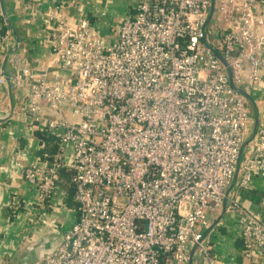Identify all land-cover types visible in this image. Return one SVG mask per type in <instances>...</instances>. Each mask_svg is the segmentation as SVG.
I'll use <instances>...</instances> for the list:
<instances>
[{"label": "built area", "instance_id": "2783aa9c", "mask_svg": "<svg viewBox=\"0 0 264 264\" xmlns=\"http://www.w3.org/2000/svg\"><path fill=\"white\" fill-rule=\"evenodd\" d=\"M62 1L54 14L44 12L57 23L52 68L37 70L19 56L10 79L25 96L21 120L57 139L50 159L24 165V179L46 205L59 192L60 170L70 169L77 212L53 249L23 264L187 262L209 214L222 208L252 121L203 35L235 85L258 90L264 0H215L205 27L210 0H137L111 40L85 13L63 17ZM246 148L226 212L236 217L242 255L253 262L264 249V216L246 207L239 188L254 176L264 181L260 105ZM197 249L204 264H221L205 239Z\"/></svg>", "mask_w": 264, "mask_h": 264}, {"label": "crops", "instance_id": "0c3cea01", "mask_svg": "<svg viewBox=\"0 0 264 264\" xmlns=\"http://www.w3.org/2000/svg\"><path fill=\"white\" fill-rule=\"evenodd\" d=\"M29 2L40 11H31ZM61 2L63 1L3 0L5 10L20 37L17 52L19 56L26 57L28 63L37 70L52 68L50 48L57 23L44 12L54 14ZM125 2L126 0H65L61 14L69 20H75L80 13H85L103 36L111 40L116 35L119 21L136 10L137 0H132L127 8L129 11L117 16L116 8ZM107 6L116 11L110 14L111 19L104 20V15L108 13ZM2 23L5 24L4 19L0 18V27ZM3 33L4 37L0 38V74L6 52L13 44L9 28ZM13 63L14 57L9 55L5 69L10 74L16 69ZM249 91L254 98H261L257 104L263 108L264 75L259 89ZM24 102L23 92L12 87L10 94L8 87L0 83V264L28 263L32 256L39 257L53 249L61 240L63 232L74 222L77 212L75 189L71 183L65 186L59 182L58 194L46 205H40L37 202L36 188L23 177L24 165L40 157L38 151L42 146L37 133L38 129L41 130L40 124L24 122L20 118ZM247 191H253L250 196L253 194L258 199L256 203L248 196H241L246 207L253 212L259 211L264 216V181L259 176H254ZM219 213L220 211L209 214L210 223L218 218ZM205 240L221 264H264V249L259 250L257 259L253 262L243 257L240 226L236 217L229 212H224L209 230ZM166 264L189 263H175L168 259ZM193 264H204L199 249H196Z\"/></svg>", "mask_w": 264, "mask_h": 264}, {"label": "water", "instance_id": "95a60500", "mask_svg": "<svg viewBox=\"0 0 264 264\" xmlns=\"http://www.w3.org/2000/svg\"><path fill=\"white\" fill-rule=\"evenodd\" d=\"M214 4H215V0H210V6L208 9V14L206 17V20L204 22L203 27L206 26V24L208 23V21L210 20L213 10H214ZM0 11H1V15L4 19L5 24L8 26L11 34L13 35V44L10 47L9 50H7L5 58L3 60L2 66H1V73L4 75L5 77V85L8 87V90L11 94V88H12V84H11V79H10V72H8L5 69V63L6 60L8 58L9 55H12L14 57V66L17 68L20 62L19 59V53L17 52V48H18V44L20 42V37L18 34V31L14 28L6 10L3 4V0H0ZM203 40L204 42L213 50V52L215 53V55L224 63V65L226 66V70H227V74H228V81H229V85L233 90L238 91L241 95H243L248 103V106L250 108V112H251V117H252V121L251 123L248 125L247 127V135L241 145L240 151H239V155H238V159L236 162V166H235V171L233 174V178L229 184V186L226 188L225 191V195L223 197V201H222V208L220 210L219 216L218 218H216L215 221H213L212 223H210L205 230L202 232V235L200 236V238L197 240V242H194L190 248L189 254H188V259L187 262L189 264H193V258L196 252V249L198 247V243L200 241H202L203 239H205V237L207 236L209 230L213 227V225L218 221V219L224 214V212H226V206H227V197L228 194L230 193V191L233 189V187L235 186L236 182H237V178L239 175V166H240V160L241 157L246 149V147L248 146V144L254 139L255 134H256V130H257V125H258V118H259V106L253 96V94L251 92H249L248 90H246L245 88L241 87V86H236L235 83L233 82V78H232V73H231V69L229 67V65L227 64V62L224 60V58L221 56V54L215 50L214 48H212L210 46V44L208 43V40L206 38V34L203 35ZM11 112H12V108H11ZM9 112V114L11 113ZM11 115V114H10Z\"/></svg>", "mask_w": 264, "mask_h": 264}, {"label": "trees", "instance_id": "16d2710c", "mask_svg": "<svg viewBox=\"0 0 264 264\" xmlns=\"http://www.w3.org/2000/svg\"><path fill=\"white\" fill-rule=\"evenodd\" d=\"M1 20H3L2 16L0 15ZM8 30V27L6 24L2 23L1 27H0V31L3 33L5 31ZM39 138H40V144H42V146L39 148V155L41 158H45V159H50L52 154L57 150V139L50 134L49 131L47 130H39L37 131ZM72 171L70 169L67 168H62L59 172V176H58V182L62 183L63 185L67 186L69 183H71L72 186H74L71 177H72ZM249 187V184L243 187L239 188V193L241 196H245V197H249L252 200H257L258 198H256V196H254L253 194L250 196V194L253 192L251 191L250 193L247 191ZM253 190V189H252ZM264 194V193H263ZM76 202V201H75ZM260 202V200H259ZM257 203V201H256ZM76 207H77V203ZM248 208V207H247ZM249 209V208H248Z\"/></svg>", "mask_w": 264, "mask_h": 264}, {"label": "rangeland", "instance_id": "374dc122", "mask_svg": "<svg viewBox=\"0 0 264 264\" xmlns=\"http://www.w3.org/2000/svg\"><path fill=\"white\" fill-rule=\"evenodd\" d=\"M131 1H132V0H126L125 4L122 3V4L118 5V7L115 6V7H117V8H116V9H117V14H116V15H117V16H118V15H122L123 13H126V11H129L127 8H129V5H131ZM118 8H119V9H118ZM116 9L113 10V8H112L111 6H107V7H106V10H107L108 13H107L106 15H104L103 19H104V20H109V19H111L110 14L113 13L114 11H116ZM249 92H250V91H249ZM246 149H247V148H246ZM54 241H55V240H54ZM49 243H51V240L49 241ZM36 259H37L36 256H32L28 262L35 261Z\"/></svg>", "mask_w": 264, "mask_h": 264}]
</instances>
